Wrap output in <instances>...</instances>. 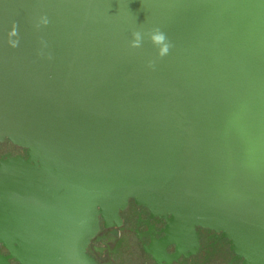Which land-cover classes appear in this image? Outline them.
Returning <instances> with one entry per match:
<instances>
[{
  "label": "water",
  "instance_id": "1",
  "mask_svg": "<svg viewBox=\"0 0 264 264\" xmlns=\"http://www.w3.org/2000/svg\"><path fill=\"white\" fill-rule=\"evenodd\" d=\"M154 28L163 58L129 46ZM6 140L26 153L0 159L20 264H98L91 241L132 199L166 220L162 252L202 227L264 264V0H0Z\"/></svg>",
  "mask_w": 264,
  "mask_h": 264
},
{
  "label": "flooded vegetation",
  "instance_id": "2",
  "mask_svg": "<svg viewBox=\"0 0 264 264\" xmlns=\"http://www.w3.org/2000/svg\"><path fill=\"white\" fill-rule=\"evenodd\" d=\"M8 155L25 157L24 149L6 140L0 143V159ZM121 223L105 227L91 241L87 253L98 264H243L221 233L196 227L198 242L194 251L177 256V245H166V220L152 216L132 199L119 213ZM157 255V257H156ZM0 264H20L0 243Z\"/></svg>",
  "mask_w": 264,
  "mask_h": 264
},
{
  "label": "clouds",
  "instance_id": "3",
  "mask_svg": "<svg viewBox=\"0 0 264 264\" xmlns=\"http://www.w3.org/2000/svg\"><path fill=\"white\" fill-rule=\"evenodd\" d=\"M49 21L47 18L42 19V23L47 25ZM15 28L13 29L11 35H16ZM132 39L129 43V46L133 49H139L143 46L145 37H147L148 41L157 49V56L159 58H163L169 54L170 49L172 47L171 42L168 40L166 33H164L159 28H154L149 32H142L140 30L133 31L131 33ZM12 46H18V41H12ZM148 66L150 68H154L155 62L149 61Z\"/></svg>",
  "mask_w": 264,
  "mask_h": 264
}]
</instances>
